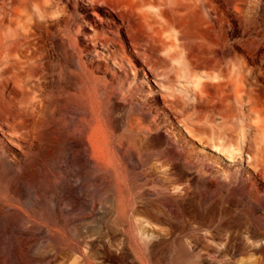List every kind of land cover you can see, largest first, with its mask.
<instances>
[{
    "label": "rangeland",
    "instance_id": "374dc122",
    "mask_svg": "<svg viewBox=\"0 0 264 264\" xmlns=\"http://www.w3.org/2000/svg\"><path fill=\"white\" fill-rule=\"evenodd\" d=\"M42 1L44 0H0L1 34L8 35L9 30L14 32L20 22V15L32 17L34 6ZM50 1L53 6L48 9V16H44L43 20L45 23L47 21L45 25H49L55 33H61L63 27L75 23L78 16L98 26L103 25L102 22L106 19H110L115 26L122 25V20L110 10L88 0ZM136 1L139 12H146L145 19L131 20V25L137 28L143 21L150 22L157 11L149 0ZM159 1L164 5L162 9L168 10V14L164 18L166 20L162 19L165 21H162L163 25H155L159 34L154 43L155 51L150 54L151 60L147 63L138 57L123 33L120 40L125 52L113 48L110 41L105 45L99 42L94 36L99 30H69L78 39L79 48L95 62L101 82L106 81L109 83L108 90L118 93L117 99L114 98L101 107L103 121L114 147L131 144L126 153L119 152L116 155L121 161L116 169L109 168L107 174L99 177L98 170H90L86 166L79 138L74 133L79 124L80 112L66 99L67 94L58 91L60 82L57 78L51 77L50 84L45 89H39L30 82L24 93L14 95L23 107L34 110L38 105L40 114L37 115L35 124H32L34 137L32 136L30 148L27 139L0 134V143L4 145L10 139L14 145H9L7 149L8 161L14 163H9L4 171L0 169L1 184L19 180L22 196L18 203L27 216L18 212L15 222L19 229H30L35 238L33 242L20 246L7 233L6 218L0 217V264H221L224 258L238 262L237 264H252L250 256L252 260L260 256L259 253L256 255L252 252L249 253L252 255L233 257L219 255L217 250L226 245L230 231L220 224L230 217L216 208L220 199L208 189L207 182H221L226 173L236 175L242 171L248 175L255 174L249 164L255 152L246 149L254 150V139L259 140L264 133V112H259L253 106V92L242 93V99L237 100L233 94L234 86L229 83L233 81L236 70L245 63L248 65V76L259 74L256 77L260 76L258 78L264 81V0H236L239 6L237 17L233 14L231 0H211L215 9L211 5L206 9L210 12L208 25L203 24L200 12L192 11L179 0ZM66 14L75 16L74 21L66 23L62 18ZM61 24L63 26H59ZM81 24L85 23L82 21ZM102 30L108 37H112L109 30L115 36L118 35L114 28L106 25H103ZM178 37L185 42L183 48L177 46ZM118 40L113 37L111 41ZM135 40L139 45L153 43L142 30L135 32ZM185 50L193 54L205 51L210 56V69L206 70L209 75H205L206 71H202L203 69L197 70L193 75L187 73V60L183 54ZM4 54L2 48L0 59ZM20 60L22 62L24 58L20 57ZM20 67L16 64L7 68L4 63L0 64V78L10 79L9 83L13 85L23 83L28 77ZM250 81L254 82L253 79ZM63 86L67 90L69 80ZM200 88L208 96L204 103H198L194 99V91ZM248 90L247 86V92ZM167 100L171 101L176 111L168 107ZM240 125H243L247 134L242 144L245 152L231 156L222 151L224 146L221 144L226 138L219 133L235 136ZM228 126L232 127L231 131L225 129ZM153 136H161L158 146H150ZM169 150L177 154L174 163L167 160ZM23 151L26 156L22 155ZM131 154L134 156L130 157ZM202 162L208 165L202 167ZM173 166L184 169L188 174L184 177H170L168 173ZM96 167L104 169L105 165L99 160ZM24 169L30 170L28 176H23ZM197 170L202 172L198 173ZM116 175L126 197L137 201L142 198L147 204L151 201L160 208V217H153L144 211L143 203L136 204L140 212L135 215L140 226L138 237L153 235L148 238L153 240L150 244L154 246L147 244L139 247L132 243L126 232L127 219L115 216L113 199L117 196ZM108 180L113 181V184ZM255 182L263 191L264 182ZM108 186L112 190L109 191ZM74 197L81 201L94 199L97 202L96 210L89 214L85 206L77 204V210L66 217L68 227L64 230V235L67 240L76 243L78 248L72 249L63 244L56 248L45 241L43 223L51 227L54 210L71 209L75 206ZM105 200L108 201L104 202ZM170 202L190 229L186 235L179 236L194 256L178 257V245L156 246L159 245L156 243L158 238H170L175 233L166 213V204ZM260 204L259 206L264 205ZM225 206L232 208L231 214L240 221L247 220L264 226L262 212L253 214L238 211L228 204ZM74 224L80 226L77 232L73 230ZM146 232L149 233L148 236ZM248 236L247 233H242L244 240ZM252 240L257 246L264 243V238L261 237L249 242ZM198 254L200 257H196Z\"/></svg>",
    "mask_w": 264,
    "mask_h": 264
},
{
    "label": "bare ground",
    "instance_id": "6f19581e",
    "mask_svg": "<svg viewBox=\"0 0 264 264\" xmlns=\"http://www.w3.org/2000/svg\"><path fill=\"white\" fill-rule=\"evenodd\" d=\"M88 1H90L92 4L107 8L117 18L122 20L121 26H115L110 19H106L104 22H102L103 25L114 28L118 32V35L115 36V34L109 30V33L112 35V37H108L105 35V31L102 30L103 25H95L84 17H79L77 13L74 14L78 16V18L75 19V23L70 24L69 27H67V25L63 27L61 33H55V31H52L49 25H45L47 21L45 23L43 20L44 16H48V9H51V6H53L50 0H44L40 2V4L34 6V15L32 17H24L20 15V22H18V27L14 32L9 30L8 35H2L0 32V50L3 48L5 53L3 56H1L0 64L4 63L7 68H11L16 64L20 65V68L23 71H26V75L28 77V80H25L23 83L17 82L15 80L17 83L14 85L13 83H9L10 79L0 78V134L4 136L12 135V137L15 139H27V145L29 148L31 147V139L32 136L34 137V129L32 124H35V119L37 115L40 114V107L36 105L34 110L32 108L29 109L23 107L19 104L17 98L14 95L24 93L27 84L30 82H33V84H35L39 89H45L49 86L51 77H55L60 82V89L58 88V91L63 94H67L68 97L66 99L69 100L71 104H74L80 112L79 124L75 127V129H73L75 135H77L79 138V147L81 148L84 155L83 160L90 170H98V176L100 177V175L107 174L110 170L109 168L116 169V167L121 165V161L118 160L119 157L116 158V155L120 153H126L131 147V144L125 143L126 145H116L114 147L113 140L108 135L107 128L105 127V123L103 121L101 107L111 102L112 99H117L118 93L110 92L108 90L109 83L106 81L101 82V79L98 76L99 69L96 67L95 62L79 48L78 39L74 37V35L71 34L69 30L70 28H74L76 30L78 29V31H80L79 29L85 31L90 28L92 31L99 30L100 32L94 34L99 42L105 45L106 42L110 41L113 48L118 51L125 52V48L121 44L120 40L121 34L123 33L129 40L130 46L134 48V52L138 54L140 59L147 63L151 60L150 54L155 51L156 44L154 43L157 42L156 39L159 34V31L155 25H163V22H165L163 20H166L164 18H166L168 10L162 9V6L164 5L159 0H149L157 13H155L156 15L152 17L150 22L143 21L141 25L139 24L136 28L135 26L131 25V20L145 19L144 15H146V12L143 14L139 12V4L136 0ZM231 1L233 5V14L235 17H237L239 13V6L236 0ZM179 2L187 5L188 8L192 9V11L196 10L200 12L202 14L203 24L208 25L210 23V12L206 9L210 7V5L213 8L211 0H179ZM61 10H63V8ZM147 13H149V11ZM74 17L75 16L66 14L62 18L66 23H68L70 21H74ZM157 17H159V19ZM82 21L85 24H81ZM59 26H63V24ZM138 30L145 31L152 39L153 43H146L143 45L137 44L135 40V32ZM113 37H117L119 40L112 42L111 40ZM176 41L178 47L183 48L185 46V42H183L182 38L178 37ZM135 49H138L140 52H137ZM238 53H241V51ZM183 54L184 59L187 60L185 69L189 75L197 73L196 71L199 69H203L202 71L210 69V56L206 54L205 51L193 54L192 52L185 50ZM20 57H23L24 61L21 62ZM247 57L248 56H246V58ZM160 59L165 60V58ZM249 62L252 63V61ZM248 71L247 63L243 64L239 70H236V73L234 74L235 76H233V81H231L229 84L234 86L233 94L237 100L242 99V93L247 94L253 92L254 95H251L253 98V106L259 110V112H264V81L258 78L260 76L256 77L259 75L257 73L256 76H248ZM204 74L209 75L207 71L204 72ZM208 78L210 77L208 76ZM250 79H253L254 82L252 83ZM66 80H69V86L67 90L63 86ZM203 84L205 83H202V85ZM247 86L249 87L248 92ZM221 92L223 93V90ZM193 95L194 99L198 103H204L206 100H208V96H206L204 90L201 88L194 91ZM166 102L168 103V107L171 108V110L176 111L175 107L171 104V101L167 100ZM185 104L187 103L185 102ZM142 127L143 126H141V128ZM225 129L227 131H231L232 127L228 126ZM186 131L188 134L192 135L189 130ZM219 134L222 135L223 138H226L225 142L221 144L224 146L222 151L230 154L231 156L241 155L243 152H245L242 144L245 142L247 134L243 125L239 126V132L236 133L235 136H229L226 133V135H224L222 132ZM99 137H101V139ZM161 140V136H153L150 140V146H158V143ZM254 140L256 143L255 149H246V151L255 152L254 157L251 158L249 163L255 174L248 175L242 171L238 172L236 175L226 173V176L223 177V181L217 182L210 180L207 182V187L211 192L214 193L216 197L220 199L216 208L218 210L221 209L223 215L230 217L229 220L220 224L222 227L229 228L230 231L228 233V242L226 245L217 250L219 255L233 257L235 255H252L253 253L257 255L259 253L260 256L253 260L251 259L252 256H250L249 261L252 264H264V243H261L259 246H257L253 240L252 242H249L251 239L260 237L264 238V226L260 223L247 220L244 222L240 221L239 218L231 214L233 209L225 206L228 204L241 212H250L255 214L260 211L264 214V205L259 206L261 205L260 203H264V190L261 191L255 182V180L264 182V133L261 137H259V140ZM9 145L14 146L10 139H7V142L4 145L3 143H0V169L3 171L7 165L14 163L13 161H8L9 153L7 149H9ZM212 149L216 150V148ZM167 153V160L171 163H174L177 160V154L175 151L169 150ZM22 155L26 156L27 154L25 151H23ZM132 156H134V154H131L130 157ZM188 156L191 157V155ZM99 160L103 161V164L105 165L104 169L96 167V164ZM201 165L203 167L204 165L208 164L206 162H202ZM204 169L206 168L204 167ZM209 170L211 169L209 168ZM197 172L200 173L202 171L197 170ZM29 173V169H24L23 176H28ZM217 173L218 171H216V174ZM186 174L188 173L184 169L177 166H173L168 173L170 177H184ZM1 179L2 176L0 174V217L6 218L7 233L13 236L14 239L18 241L20 246L27 245L34 241L35 237L33 233L29 231L30 229H19L15 222L17 215H19L20 212L23 213V210L18 203L22 196L20 182L17 180L16 182H11L9 184H1ZM112 182L109 181V183ZM107 183L108 182H106V184ZM121 185L122 183L118 180L116 175L115 186L117 196L116 199H113L115 200L113 212L117 218L127 219L126 232L129 234L128 237L130 238V241L136 245H139V247L140 245L147 246V244H150V242L153 241L150 239L153 235L150 237V235L148 236L149 233L146 232L147 236L150 238L144 237L143 235V237H138V229L140 226L137 223L135 215L140 212L137 209L136 204L138 202L143 203V205H145L144 211L151 214L153 217H160V208L151 201L147 204V202H144V199L142 200V198L140 201H137L136 199L132 200L131 198L129 199L123 194L124 190L121 188ZM108 187L109 191L112 190L110 186ZM260 193H262V196ZM110 199L112 198H109L108 200ZM108 200H105L104 202H107ZM77 204L79 206H85L89 214L95 212L97 206V202L94 199L88 198L84 201H81L80 198L77 199L74 197L75 206L71 209H64V211H61L60 209L54 210L52 226L50 227L45 222L43 223L44 238L46 242L53 244L56 248H59L62 244L71 246L72 249L78 248L76 243L67 240L64 235V230L68 227V219H66V217H69L77 210ZM175 204L177 203L175 202ZM148 205L150 209L148 208ZM166 207V213H168L170 217V227L172 230L174 229L175 233L174 236L170 238H158L156 243L159 245L156 246L172 247L174 245H178V257L194 256L189 251V247L185 244L183 238L179 236L189 233V227L187 228V226L184 224V221L181 220V217L177 214L173 205H171V202L167 203ZM23 215L27 216V213H23L22 216ZM232 219L233 221H231ZM70 222L72 221L70 220ZM74 226L75 227L73 230L77 232L80 229V226L79 224H74ZM141 231H143V229ZM219 232L217 234H219ZM243 232L249 235L245 240L242 238ZM152 245L154 246V244H150V246ZM250 252H252V254H249ZM162 257L164 256L162 255ZM196 257H200V255L198 254ZM220 263L237 264L238 262H231L229 258H224Z\"/></svg>",
    "mask_w": 264,
    "mask_h": 264
}]
</instances>
